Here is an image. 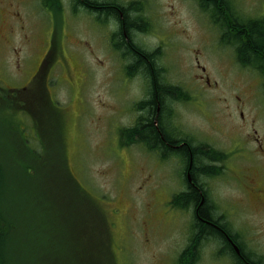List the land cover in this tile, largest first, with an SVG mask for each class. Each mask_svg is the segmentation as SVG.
<instances>
[{"label":"rangeland","instance_id":"rangeland-1","mask_svg":"<svg viewBox=\"0 0 264 264\" xmlns=\"http://www.w3.org/2000/svg\"><path fill=\"white\" fill-rule=\"evenodd\" d=\"M69 1L71 2L63 0L62 12L55 18L40 10L41 0H0V36L5 38L7 44L9 23L13 21L16 29L11 45L0 42V86L7 89L10 85H24L31 78V69L42 55L41 49L45 51L52 35L55 31L58 33L60 50L64 51L70 69L76 75L72 89H67L64 82L61 84L63 74L54 89L58 103L56 107L65 117L64 143L69 167L82 188L106 215L116 264H175L182 251L187 250V232L184 216L173 212L166 196L172 197L181 192L183 185L180 169L173 161L155 163L141 148L120 147L121 128L129 127L134 120L133 112L120 115V103L132 102L129 99L134 100L139 95L140 84L130 83L123 89L125 95L116 94L115 71L112 76L105 77L106 71L115 65L107 51L109 38L105 39L98 26L93 24L94 20L83 11L74 15ZM163 1L164 6H171L167 10L170 19L162 21V24L166 30L169 29L167 36L173 43L164 57L165 66L169 69L167 78L194 92L200 74L196 66L198 53L202 52L204 55L201 53L203 57H198L200 65L207 67L215 79L220 77V73L217 60L209 56L210 50L222 47L217 45L211 34H205V22L191 7V0L190 3L189 0H158L159 3ZM141 6L146 8L147 1ZM162 8L159 9V14ZM66 34L69 35L68 40ZM149 45L156 44L152 42ZM177 45L181 48L176 49ZM13 49L18 51L16 56ZM29 56L32 58L27 60ZM17 58L21 60V80L16 75ZM8 74L16 78H11ZM220 80L226 83L223 92L246 96L250 105L245 111L246 121L257 120L255 129L260 132L262 122L258 90L248 86L246 78L242 79L235 72H229L226 78ZM218 95L222 94L209 93V103H215ZM0 99H3L1 94ZM9 107L19 113L12 112ZM30 107L26 105L20 108L18 104L12 103L6 107L5 101H0V210L6 221L18 223L17 232L5 236L3 242L10 264L15 261H19L18 264H28L24 262L25 252L28 251L24 243V217L26 224L27 212L35 203L34 196L39 194V187L46 182L44 169L40 172L32 162L35 158L31 152H27L33 148L40 151V143L36 141L38 134L32 126L34 116L24 118V114H20V111L28 113L26 108ZM212 109L213 115L209 113L204 117L195 113L186 116L187 121L203 135H215L213 138L219 150H224L221 146L227 149L234 145L232 142L240 145L238 147H242L241 142L248 143V155L256 159L252 143L248 142L251 130L246 127V130L240 128L233 132L226 116V126L220 127L217 123L219 108L212 104ZM125 142L132 144L128 138ZM230 164L225 166L230 168ZM226 178L213 181L210 186L212 190L216 189L223 209H231L233 205L241 208L237 203L240 195L233 188L229 190ZM238 219L241 220V227L246 225V216ZM254 224L259 227L263 222L256 219ZM45 237L43 234V238ZM200 264L226 263L213 255V259L206 258Z\"/></svg>","mask_w":264,"mask_h":264},{"label":"flooded vegetation","instance_id":"flooded-vegetation-1","mask_svg":"<svg viewBox=\"0 0 264 264\" xmlns=\"http://www.w3.org/2000/svg\"><path fill=\"white\" fill-rule=\"evenodd\" d=\"M50 1L51 8L55 9L51 12L49 8H44V12L55 17L58 7L55 5L56 2ZM146 1L148 6L144 8L141 4ZM188 2L190 3V0ZM191 2V7L205 22L203 23L205 34H211L217 45L222 47L210 50L209 55L217 60L219 78L214 79L207 67L200 65L198 57L202 58L204 55L202 52L198 53L196 66L200 74L194 92L185 85L175 84L167 78L169 69L165 66L164 57L173 43L167 36L169 29L164 28L162 21L170 19L167 14V10L171 8L170 4L164 6L165 2L159 3L158 0H152V2L151 0L127 2L104 0L101 1L103 7L100 9V14H90L85 10L83 12L94 20L93 24L98 26L105 39L109 38L110 49L108 46L107 51L115 62V69L106 71L105 77L112 76V72L115 71L117 80L114 90L116 94L125 95L123 89L130 83L140 84L138 86L139 95L134 100L129 99L132 102L120 103V115L132 112L134 114V120L127 129L133 130L131 135L135 138L132 144L127 143L125 142L127 137L121 133L120 147L123 149L141 148L151 156L155 163L162 164L167 161L177 163L183 179L179 195H185L191 189L199 192L200 204L179 210L180 215L184 216L185 232L188 233L185 234L186 249L196 243L197 258L194 263L200 264L202 260L210 257L213 259L214 255V258L226 264H264V0H220L217 6L207 0H191ZM69 4H72L74 10V2L69 1ZM133 7L137 10V14H131V17L140 23L141 27L140 29L134 28L130 35V32H127L128 24L124 13H131ZM109 8L117 9L120 20L114 17L113 13L108 12ZM160 8L162 12L159 14ZM15 34V24L12 21L8 25V44L1 36L0 42L11 45ZM66 35V40H68L69 35ZM123 36L126 45L120 42ZM3 38L4 41H2ZM26 38L28 39L27 36ZM239 40L242 41L244 48H241ZM152 42L156 45H149ZM137 48L146 52L152 62L153 68L150 76L142 69L139 60H133V62L127 54L128 49ZM180 48L176 46V49ZM13 51L16 56L18 51L15 49ZM30 58L32 56H29L27 60ZM16 63L18 69L16 75L21 80L23 75L21 60L17 58ZM229 72H235L242 79L246 78V84L259 92L260 122H262L260 123L261 130L258 131L260 135H258L257 128L255 129L257 120L246 121L245 111L249 105L246 96H235L229 92H223L226 83L220 79L226 78ZM30 74L31 78L24 85H10L7 89L3 88L6 105L12 101L18 104H26L28 100L45 102V91L51 103L54 102V89L62 74L64 78L61 84L63 82L67 84L69 90L74 87L76 75L70 69L64 51L60 50L56 31L51 37L48 48L45 51L42 49V55L38 58L36 66L31 69ZM213 92L222 95H218L215 103H209L208 94ZM212 104L219 108L217 123L220 127L226 126V116V121L231 124L230 128L233 132L240 128L246 130V127L251 130L248 142L252 143L254 148L252 152L253 155L256 154V159L248 155V143L241 142L242 147H238L240 145L232 142L234 145L227 149L221 146L224 150H219L213 138L215 135H203L187 121L186 116H192L195 113H200L204 117L209 113L212 114ZM146 121L153 122L158 135L157 140L150 136L148 131H142L143 126L147 125ZM136 129L146 133L147 136L141 139L137 134L135 135ZM185 147L189 156L185 154ZM195 150L206 152L209 161L213 159L214 162L211 163L214 168L217 167L214 173L210 174L212 176H201L196 182L192 175V168L195 166ZM225 164H230V168H227ZM225 175L228 177L226 178ZM224 178H226L225 182L229 190L233 188V191L240 195L237 203L242 206L241 208L235 205L232 206L233 208L230 207L231 209L221 207L216 189L212 190L210 183ZM166 198L169 202L171 201L170 195ZM205 199L208 205H211L212 222L205 220L200 212ZM169 207H172L170 203ZM240 216H246L245 226L241 227V220L238 219ZM256 219L261 220L263 225L256 226L254 224ZM204 228L206 232L204 230L203 233Z\"/></svg>","mask_w":264,"mask_h":264},{"label":"trees","instance_id":"trees-1","mask_svg":"<svg viewBox=\"0 0 264 264\" xmlns=\"http://www.w3.org/2000/svg\"><path fill=\"white\" fill-rule=\"evenodd\" d=\"M73 1L75 15L80 10H85L90 14H100V9L103 7L99 0ZM207 1L213 2L214 6H217L220 0ZM43 4L45 8L52 9L50 8V0H43ZM108 12L113 13L114 17L120 20L116 8H109ZM136 12L137 10L133 7L131 13H124L128 24L127 32H130V35L134 28L140 29L141 27V24L131 17V14L136 15ZM254 41L256 40L254 39ZM120 42L122 45H126L124 36ZM239 44L241 48L245 47L242 46L240 40ZM127 54L131 61H140L142 69L148 76L152 74V62L147 57L146 52L137 48L128 49ZM30 106L28 112H31V117L34 116L33 126L38 134L37 139H35L40 143L39 152L44 155L39 154L34 148L27 150V152H31L35 158L32 162L39 168L40 172L44 169L46 182L39 187V194L34 196L35 203L30 206L27 212L26 224L24 217V225L26 226L24 243L28 247L24 262L28 264H116L106 215L96 201L82 188L70 170L64 143L66 135L63 112L53 106L46 91L45 102H30ZM145 123L147 125L143 126L142 131H148V134L157 140L158 135L153 122L146 121ZM131 133H133L132 129H127L124 132L129 142L135 141ZM134 133L141 139L147 136L139 129H136ZM184 151L189 156L186 147ZM164 154L167 153L164 152ZM194 154L195 166L192 168V175L195 182L201 176H212L210 174L214 173L217 168H214L211 163L214 162L213 159L209 161L208 154L203 151L195 150ZM27 169L31 170L32 168ZM40 200L41 203L39 204ZM200 202L199 192L191 189L185 195H175L171 205L174 209L184 210L189 206L198 205ZM210 207L211 205H208L207 199H205L200 212L205 220L212 222ZM3 215L0 210V264H10L11 262L7 259V253L3 248V242L5 236L17 232L18 223L12 220L6 221ZM205 229H202L203 233ZM43 234L46 235L45 238H43ZM187 250L180 254L176 264H196L194 263L197 258L196 243H193ZM18 262L15 261L13 264H18Z\"/></svg>","mask_w":264,"mask_h":264},{"label":"bare ground","instance_id":"bare-ground-1","mask_svg":"<svg viewBox=\"0 0 264 264\" xmlns=\"http://www.w3.org/2000/svg\"><path fill=\"white\" fill-rule=\"evenodd\" d=\"M182 158V157H181Z\"/></svg>","mask_w":264,"mask_h":264}]
</instances>
